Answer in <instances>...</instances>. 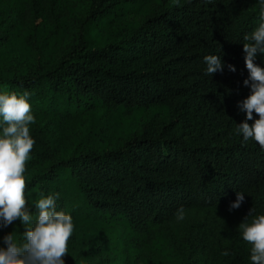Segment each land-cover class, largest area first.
<instances>
[{"label": "trees", "instance_id": "obj_1", "mask_svg": "<svg viewBox=\"0 0 264 264\" xmlns=\"http://www.w3.org/2000/svg\"><path fill=\"white\" fill-rule=\"evenodd\" d=\"M84 1L83 21L74 5L64 6L52 27L25 28L28 11L14 3L0 10L6 56L50 60L62 51L54 64L0 73V92L31 94L36 143L26 164L27 210L38 213L41 193H59L58 210L83 225L65 264H163L171 253L166 232L182 221L175 215L181 207L185 215L237 210L248 217L252 208L249 220L264 215V149L236 131L246 120L238 104L251 94L243 37L261 23L258 0H158L120 41L97 46L87 31L132 0ZM206 55H219L223 71L206 75ZM255 63L264 68V54ZM154 108L167 118L142 121L118 143L93 128V145L65 151L63 139L83 118L98 119L99 111L129 118ZM258 118L253 113L247 122ZM237 192L245 200L231 209ZM25 231L19 220L0 229V247H7L4 236ZM210 264L251 261L231 244Z\"/></svg>", "mask_w": 264, "mask_h": 264}, {"label": "clouds", "instance_id": "obj_2", "mask_svg": "<svg viewBox=\"0 0 264 264\" xmlns=\"http://www.w3.org/2000/svg\"><path fill=\"white\" fill-rule=\"evenodd\" d=\"M211 4L214 0H204ZM178 4L179 0H174ZM260 16L258 27L243 39L244 62L248 78L244 86L250 87L251 94L238 104L246 113V120L236 125V131L244 140H254L264 149V68L255 63L257 54H264V0H258ZM206 75L211 76L218 70L223 71L224 65L219 55H206ZM229 70L236 68L229 65ZM30 93L9 92L6 88L0 92V229L19 220L26 231L22 238L15 232L3 237L6 248L0 247V264H65L64 257L68 254V244L74 233L73 218L64 210H58L59 193L41 197L36 202L38 213L33 215L27 210L25 178L26 164L31 159L36 141L30 134V125L36 123L32 114ZM253 113L259 118L251 125ZM245 200L242 192H237L236 201L231 209H239ZM254 209L249 212L239 230L242 239L251 245V264H264V215L253 217ZM176 219L185 218L183 207L176 212ZM223 256L230 253L224 251Z\"/></svg>", "mask_w": 264, "mask_h": 264}, {"label": "rangeland", "instance_id": "obj_3", "mask_svg": "<svg viewBox=\"0 0 264 264\" xmlns=\"http://www.w3.org/2000/svg\"><path fill=\"white\" fill-rule=\"evenodd\" d=\"M10 3L28 11L23 23L25 28L39 25L52 27L64 6L74 5L73 11L79 22L84 20L87 10L84 0H2L0 10L5 9ZM157 5L158 0H132L124 3L122 7L117 8L115 16L109 15L94 22L90 31H87L90 44L97 46L104 42L120 41ZM2 28L0 24V29ZM61 53L62 51L57 56H52L50 60L44 57L32 60L19 57L16 53L6 56L5 53L0 52V73L12 74L38 62L54 64ZM166 118L167 111L163 108L139 112L129 118L121 117L114 111H99L98 119L83 118L77 122L69 130L68 138L63 139V145L65 151L90 147L94 144L90 134L93 128L100 129L101 133L108 135L113 143H118L142 121ZM56 132L53 130L54 135L57 134ZM56 138L60 141L63 135L57 134ZM246 217L237 210L227 213L213 210L189 212L179 224L167 230L165 240L170 246L171 253L167 258L162 255L163 264H210L220 248L231 244L249 258L251 245L243 241L239 230L240 224L245 222ZM82 227L79 221H74V232H78ZM74 252L76 253V250Z\"/></svg>", "mask_w": 264, "mask_h": 264}]
</instances>
